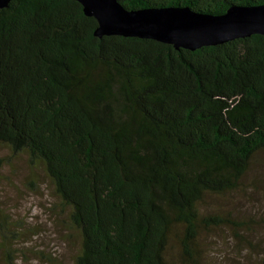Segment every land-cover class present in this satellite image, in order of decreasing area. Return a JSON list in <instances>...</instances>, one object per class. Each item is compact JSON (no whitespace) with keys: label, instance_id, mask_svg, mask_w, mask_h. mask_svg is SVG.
I'll return each instance as SVG.
<instances>
[{"label":"trees","instance_id":"1","mask_svg":"<svg viewBox=\"0 0 264 264\" xmlns=\"http://www.w3.org/2000/svg\"><path fill=\"white\" fill-rule=\"evenodd\" d=\"M96 27L76 0L0 8V148L45 175L72 264H199L202 230L225 223L205 197L237 189L264 154V35L190 50Z\"/></svg>","mask_w":264,"mask_h":264},{"label":"rangeland","instance_id":"2","mask_svg":"<svg viewBox=\"0 0 264 264\" xmlns=\"http://www.w3.org/2000/svg\"><path fill=\"white\" fill-rule=\"evenodd\" d=\"M55 202L41 170L32 173L23 155L0 148V264H72L75 250L55 219ZM200 210L225 223L202 230L199 264H257L263 259L264 154L237 189L206 196ZM229 220L237 224L239 236H233ZM177 248L172 240L168 249L173 257Z\"/></svg>","mask_w":264,"mask_h":264},{"label":"water","instance_id":"3","mask_svg":"<svg viewBox=\"0 0 264 264\" xmlns=\"http://www.w3.org/2000/svg\"><path fill=\"white\" fill-rule=\"evenodd\" d=\"M9 0H0V8ZM97 21L93 34L135 36L194 50L252 34L264 35V4L232 5L222 14L187 6L127 9L118 0H76Z\"/></svg>","mask_w":264,"mask_h":264}]
</instances>
